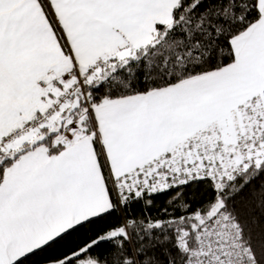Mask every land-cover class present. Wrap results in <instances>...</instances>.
I'll return each instance as SVG.
<instances>
[{
  "label": "snow or ice",
  "instance_id": "snow-or-ice-1",
  "mask_svg": "<svg viewBox=\"0 0 264 264\" xmlns=\"http://www.w3.org/2000/svg\"><path fill=\"white\" fill-rule=\"evenodd\" d=\"M0 264H264V0H0Z\"/></svg>",
  "mask_w": 264,
  "mask_h": 264
}]
</instances>
